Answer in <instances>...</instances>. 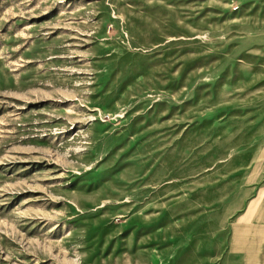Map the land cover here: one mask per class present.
Here are the masks:
<instances>
[{
	"label": "rangeland",
	"instance_id": "rangeland-1",
	"mask_svg": "<svg viewBox=\"0 0 264 264\" xmlns=\"http://www.w3.org/2000/svg\"><path fill=\"white\" fill-rule=\"evenodd\" d=\"M0 264H264V0H0Z\"/></svg>",
	"mask_w": 264,
	"mask_h": 264
}]
</instances>
